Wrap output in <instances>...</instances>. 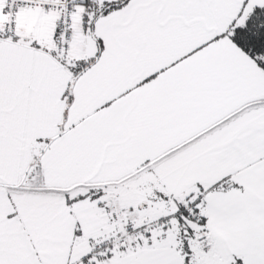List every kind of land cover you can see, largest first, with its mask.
<instances>
[{"label":"snow or ice","instance_id":"obj_1","mask_svg":"<svg viewBox=\"0 0 264 264\" xmlns=\"http://www.w3.org/2000/svg\"><path fill=\"white\" fill-rule=\"evenodd\" d=\"M0 264H264V0H0Z\"/></svg>","mask_w":264,"mask_h":264}]
</instances>
